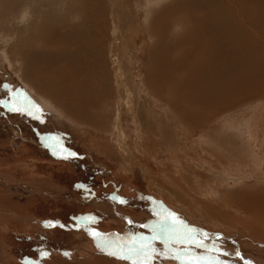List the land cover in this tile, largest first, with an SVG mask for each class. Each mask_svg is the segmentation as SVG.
Instances as JSON below:
<instances>
[{
    "label": "rangeland",
    "instance_id": "obj_1",
    "mask_svg": "<svg viewBox=\"0 0 264 264\" xmlns=\"http://www.w3.org/2000/svg\"><path fill=\"white\" fill-rule=\"evenodd\" d=\"M176 1L0 0L3 3L0 4V177L33 190L25 192L20 185L0 183V264H133V261L135 264H186L192 256L217 255L179 243L180 237L175 235L164 234L151 239L153 223L159 219L155 213L161 208L176 213L188 227L198 230L194 233L198 238L200 233H207L208 239L204 243L209 247L215 242L229 253L239 250L247 261L250 257L255 258L252 264H264V221L254 223L246 208L241 207L254 199L251 195L264 199V87L248 100L218 101L212 119L207 117L206 122L195 129L181 118L176 120L173 109L167 104L169 98L162 96L159 100L150 92L153 80L159 78L154 72L158 67L149 63L157 44L150 32L153 22L168 11L170 17L165 24L170 34L164 41L168 45L162 43V47L175 46L180 40L175 41L176 35L193 32L198 12L201 14L200 40L205 44L210 40L219 47L238 41V44L243 43L234 31L236 41L222 37L228 24L224 20L221 30L214 26L213 17L218 16L214 12L209 16L205 4L209 0L190 2L189 11L184 9L174 14L169 9L175 7L172 4ZM87 3L92 5L88 8ZM211 3L215 8L216 2ZM50 5L53 11L49 9ZM48 10H51L50 15L46 14ZM239 14L236 15L238 19L232 14L233 19H246L242 11ZM177 21L184 27L180 28ZM17 22L20 26L15 24ZM243 25L240 28L246 27L250 37L256 35L252 32L256 30L253 26ZM154 28L156 31L155 24ZM42 30H47V35L54 30L47 43L39 38ZM102 36L105 37L102 40L104 51L99 54L95 47ZM189 41L183 42L188 49ZM62 42L73 46L68 45L70 49L64 54L61 53ZM76 45L80 47L77 49ZM89 49L93 50L92 54L87 53ZM26 50H30L34 58L22 53ZM41 56L45 58L41 59ZM225 56L234 57L227 53ZM37 59L45 60L47 64L42 76L33 75L34 69L30 74L25 69L28 61ZM89 63H92V72L88 69ZM98 64L101 71L106 70L109 92H103L98 86L99 76L94 73ZM63 67L64 74L67 73L70 79L65 87L60 77ZM250 77L252 74L248 79ZM167 82L158 81L162 95L164 87L169 88ZM180 85L182 88L185 84ZM180 95L187 96L183 88ZM180 95L174 94L177 96L175 101L184 109L192 108L185 99L178 100ZM28 101L41 109L37 113L39 119L28 114ZM13 104L23 111H12ZM80 104L83 112L77 110ZM208 104L206 102V107ZM144 128H148V132L151 130L149 133L153 137L157 136V140L150 137L152 143L147 145L148 149L145 148L146 135L141 131ZM160 135L171 139L161 140ZM69 152L76 155L65 159ZM78 183L87 184L94 195L85 198L84 191L75 187ZM46 189H50L52 195L40 192ZM59 192L68 197L53 195ZM96 199H100L99 206L94 203ZM120 199L127 203H120ZM258 207L255 213L262 212L264 203ZM83 215L96 217L97 222L88 227L108 238L113 245L109 251L115 250L129 259L108 255L96 246L84 229H76L73 218ZM256 215L264 217V214ZM232 218L235 221H229ZM240 220H245L248 225L241 228L242 224H234ZM48 221L56 222L57 226L45 227ZM59 224L67 227L61 228ZM140 236L148 239L137 240L133 246L132 239ZM218 236L223 239H217ZM141 243L147 247L137 254L135 249ZM41 251H47L49 255L41 257ZM66 252L69 255H64ZM220 259L228 264H244L234 254L220 256Z\"/></svg>",
    "mask_w": 264,
    "mask_h": 264
},
{
    "label": "bare ground",
    "instance_id": "obj_2",
    "mask_svg": "<svg viewBox=\"0 0 264 264\" xmlns=\"http://www.w3.org/2000/svg\"><path fill=\"white\" fill-rule=\"evenodd\" d=\"M60 1V0H59ZM69 1H72V0H69ZM198 1V0H197ZM201 1V0H200ZM199 1V2H200ZM211 1L213 2H216V6L215 8L212 7V3ZM209 0L206 4V7L208 8V13H209V16L212 14V12H214L218 17L215 16V18L213 17V19L215 20V24L214 26H219L220 27V30H221V27L223 26L224 24V20H226L227 24H228V29H225L226 31L224 32L225 34L222 36L224 38V36H228L230 39H233L234 41H236V38L233 36L232 32L234 31L235 32V36H236V33L238 34V37L240 36V38H242L243 40H240L243 42V43H240L238 44L240 41L238 42H234L232 44H228V46L226 45H221L220 47L217 46L215 43L211 42L210 41H206V44L200 40V37L202 35V31L200 29V17H201V14L200 12H198V15L196 16V18L194 19V30L193 32H190L189 33H186L182 36H177L176 35V40L177 41L178 39V44L176 43L175 46H170V47H165L163 46H160L162 43L163 44H166L164 43V41L166 40L167 38V35L170 34L169 33V30L167 29V25L165 24L167 18L170 17L168 11H165L164 14H160V16L158 17V19H156L154 22H153V27H151L152 31L150 30V32L152 33L154 39H155V42H157V44L155 45V48H153V51L151 53V56H150V62L151 65L152 63L154 65L152 66H155V67H158L157 69L155 68L156 71V74L159 75V78H155L154 81V85L151 86V89H150V92L155 95L157 98L162 99V96H163V99H164V96L166 98H169L167 104L171 107V111H173V117L176 119V120H179V118L183 119L187 125L191 126L192 128H197L198 125L206 122V118L209 117L208 119H210L212 116H214L213 114L216 113V110H217V107H216V103L218 101H223L225 99H229L230 98V101L233 102V100H241L243 99V101L245 99L248 100V98L250 99V97H253V96H256V93L257 92H262V88L264 87V0ZM6 2V1H5ZM4 2V3H5ZM14 2V1H13ZM97 2V1H96ZM190 2H196V0H177L175 3H173L172 5H174L175 7L173 9H169L170 11H172V13L174 14H179L180 12H182L184 9L188 10L189 11V6L188 4ZM2 3V2H1ZM0 3V4H1ZM7 3V2H6ZM10 3V2H9ZM14 3H17V2H14ZM12 3V4H14ZM3 4V3H2ZM1 4V5H2ZM43 4V3H42ZM41 4V5H42ZM72 4V3H70ZM69 4V6H70ZM83 4V3H82ZM94 4V3H93ZM201 4V3H200ZM7 5V4H6ZM16 5V4H15ZM20 5V3H19ZM49 5V4H48ZM47 5V6H48ZM87 7L89 8L90 5L92 4H89L87 3L86 4ZM4 7L7 8V6H5V4L3 5ZM9 6V5H8ZM18 6V5H17ZM29 6V5H28ZM45 6V5H43ZM42 6V7H43ZM46 6V7H47ZM95 6V5H94ZM2 7V6H1ZM11 7V6H9ZM14 8L16 6H13ZM20 7V6H19ZM17 7V8H19ZM22 7V6H21ZM46 7H45V10H46ZM71 7V6H70ZM73 8H75V6L72 5ZM204 7V6H202ZM12 8V9H14ZM69 8V7H67ZM93 8V7H92ZM206 8V9H207ZM4 9V8H3ZM48 9V7H47ZM51 9V5H50V8ZM71 9V8H70ZM85 9V8H84ZM102 9V8H101ZM9 10V9H8ZM11 10V9H10ZM16 10V9H15ZM23 10V9H22ZM42 10V9H41ZM53 11V9H51ZM51 10H48L47 11V15L51 13ZM66 10V9H65ZM64 10V11H65ZM74 10V9H73ZM94 10V9H93ZM186 10V11H187ZM30 11L27 10V12ZM50 11V13H48ZM57 11V10H56ZM54 11V12H56ZM78 11V10H77ZM88 11L91 12V10L89 9ZM203 11V10H202ZM242 11V15H244V17L246 19H240V21L238 20H234L233 17H232V14H235V17L238 19V16L236 15H240L239 13ZM12 13V11H10ZM18 12V11H17ZM16 12V13H17ZM23 11H19V13H22ZM35 9H34V13H35ZM89 12V13H90ZM239 12V13H238ZM31 13V12H30ZM57 13V12H56ZM55 13V14H56ZM73 13V12H72ZM75 13V12H74ZM162 13V12H161ZM206 13V12H204ZM6 14H10V13H6ZM13 14V13H12ZM28 14V13H27ZM32 14V13H31ZM37 14V12H36ZM39 14H42L39 13ZM58 14V13H57ZM77 14V13H76ZM82 14V13H81ZM86 14V13H85ZM187 14V13H186ZM2 15V13H0V16ZM4 15V14H3ZM14 15V14H13ZM17 15V14H15ZM14 15V16H15ZM25 16V14H23ZM29 15V14H28ZM84 15V14H83ZM172 15V14H171ZM205 15V14H204ZM10 16V15H9ZM12 16V15H11ZM14 16H13V19H14ZM42 16V15H41ZM54 16V14H53ZM58 16H61V15H58ZM80 16V15H79ZM214 16V15H213ZM27 17V15H26ZM30 17V16H29ZM39 17V16H38ZM74 17V16H73ZM72 17V18H73ZM76 17V16H75ZM81 17V16H80ZM154 17V16H153ZM172 17V16H171ZM175 17V16H174ZM2 18V16L0 17ZM4 18V17H3ZM16 18H20V16H16ZM22 18V17H21ZM25 18V17H24ZM23 18V19H24ZM78 18V17H77ZM83 18V17H81ZM240 18V17H239ZM22 19V20H23ZM26 19V18H25ZM28 19V18H27ZM30 19V18H29ZM213 19H210V20H213ZM12 18L9 20L11 22ZM18 20V19H17ZM32 20V19H31ZM42 20V19H41ZM84 20V19H82ZM193 20V19H192ZM19 21V20H18ZM21 21V20H20ZM51 21V20H50ZM187 21V20H186ZM191 21V20H190ZM1 22V21H0ZM13 22V21H12ZM174 24L175 22L172 21ZM179 21H177V25L179 24L178 23ZM189 22V21H188ZM19 23H22V22H19ZM27 23V22H26ZM45 23V22H44ZM213 23V22H212ZM243 23H246V24H250L251 26H253L256 30H258L259 32H257L255 29V31H252L253 33H255L256 35H251V37L248 35L249 34V30L246 28V27H243V29L240 28V26L243 25ZM18 26H20L17 23ZM72 24V23H71ZM80 24V23H78ZM150 24V23H149ZM148 24V25H149ZM154 24L156 25V31H155V28H154ZM171 27H173V25ZM5 25V24H4ZM75 25H77V23H75ZM151 25V24H150ZM176 25V24H175ZM186 25V24H185ZM226 25V24H225ZM18 26H14L16 28H18ZM96 26V25H95ZM179 26V25H178ZM244 26V25H243ZM1 27V26H0ZM13 27V28H14ZM27 27V26H26ZM75 27V26H74ZM80 27V25H79ZM180 28L184 27V26H179ZM68 27H66V30H67ZM176 28V27H175ZM174 28V30H176ZM186 28V27H185ZM184 28L183 31H185L186 29ZM43 29V28H42ZM74 29V28H73ZM76 29V28H75ZM233 29V30H231ZM24 30V29H23ZM90 30V29H89ZM173 30V31H174ZM182 30V29H181ZM180 30V31H181ZM18 31V29H17ZM71 31V30H70ZM73 31V30H72ZM177 31V30H176ZM175 31V32H176ZM26 32V31H25ZM63 32V31H62ZM66 32V31H64ZM76 32V31H75ZM149 32V33H150ZM172 32V31H170ZM15 33V32H14ZM13 33V34H14ZM18 33H21V31H19ZM77 33V32H76ZM89 33V32H88ZM180 33V32H179ZM221 33V32H219ZM24 34V32H23ZM27 34V32L25 33ZM60 34V33H59ZM70 34V33H68ZM95 34V33H94ZM182 34V32H181ZM216 34V33H215ZM54 35V30H51V33L48 32V35H47V30H42L41 31V34H40V37L43 42L47 43L49 40H50V36H53ZM64 35V34H63ZM73 35V33H72ZM100 35V34H99ZM220 35V34H219ZM222 35V34H221ZM37 36V35H36ZM65 36V35H64ZM71 36V35H69ZM68 36V37H69ZM172 36V35H171ZM45 37H47L45 39ZM67 37V36H66ZM74 37V35H73ZM160 37V38H159ZM175 37V36H174ZM227 37V38H228ZM238 37H237V40H238ZM34 38V37H32ZM75 38V37H74ZM80 38V37H79ZM170 38V37H169ZM199 38V39H198ZM203 38V37H202ZM250 39V41H244L246 39ZM64 39V38H63ZM67 39V38H66ZM72 39V37L70 38ZM168 39V38H167ZM173 39V38H172ZM195 39L197 41H195ZM36 40V39H35ZM78 40V39H77ZM81 40V38H80ZM79 40V41H80ZM102 40H105V37L102 36L101 39L99 37V40L97 41V46L95 47V52L96 53H99V54H102L103 53V46H104V43L102 42ZM171 40V39H170ZM189 40H192V41H189ZM223 40V39H222ZM16 41V40H15ZM41 41V40H40ZM71 41V40H70ZM73 41V40H72ZM83 41V40H82ZM100 41V42H99ZM184 41H189L188 42V45L190 46V48H186L184 47V44L183 42ZM51 42V41H50ZM49 42V43H50ZM67 43V41H65ZM89 42V40H88ZM36 43V42H35ZM54 43V42H53ZM60 43V42H59ZM64 42H62L61 44H63ZM83 43V42H82ZM90 43V42H89ZM94 43H96L94 41ZM231 43V42H230ZM37 44V43H36ZM55 44V43H54ZM74 44V43H73ZM81 44V43H79ZM162 44V45H163ZM172 44V42H171ZM226 44V43H225ZM45 45V44H44ZM47 45V44H46ZM56 45H57V42H56ZM64 45V44H63ZM69 46L72 44H68ZM68 45H64L62 48H61V53H67L69 51V46ZM82 45V44H81ZM168 45V44H166ZM220 45V44H219ZM36 46V45H35ZM78 45H76V48H77ZM19 47V46H17ZM30 47V46H29ZM43 47V46H42ZM48 47V46H46ZM56 47V46H55ZM80 47V46H79ZM78 47V48H79ZM82 47V46H81ZM93 47V46H92ZM152 47V46H151ZM238 47V52L235 48ZM50 48V47H49ZM54 48V47H53ZM77 48V49H78ZM85 48V44H83V49ZM25 49V48H24ZM40 49V48H38ZM74 49V48H73ZM76 49V50H77ZM23 50V49H21ZM43 50V49H42ZM48 50V49H47ZM57 50V49H56ZM87 50V49H86ZM8 51V50H7ZM10 51V50H9ZM13 51V49H12ZM71 51H73L71 49ZM75 51V49H74ZM81 51V50H79ZM223 51V53H222ZM21 52V51H20ZM39 52V51H38ZM87 52V51H86ZM106 52V51H105ZM234 52V53H233ZM10 53V52H9ZM22 53H26V56H30V57H33L32 56V52L29 50V51H23ZM44 53V52H43ZM70 53V52H69ZM72 53V52H71ZM85 53V51H84ZM88 54H92L93 53V50L92 49H89ZM227 53V55L231 54V55H234L233 58H230V57H227L225 56ZM45 54V53H44ZM220 54H225V55H222L220 56ZM22 55V54H20ZM95 55V54H94ZM25 56V57H26ZM64 56V55H63ZM67 56V55H66ZM86 56V55H85ZM190 56V58L188 57ZM26 57V58H27ZM28 57V58H30ZM39 57V56H38ZM42 57V56H41ZM87 57V56H86ZM91 57V56H90ZM93 57V56H92ZM96 57V56H95ZM102 57V56H101ZM105 57V56H104ZM103 57V58H104ZM232 57V56H231ZM34 58V57H33ZM45 58V57H44ZM43 57L41 59H44ZM64 58V57H63ZM89 58V57H87ZM98 58V57H96ZM71 59V58H70ZM95 59V58H94ZM93 59V60H94ZM192 59V61H190ZM47 60V59H46ZM81 60V59H80ZM88 61V59H86ZM90 60V59H89ZM100 60V59H98ZM238 60V61H237ZM74 61V60H73ZM79 61V60H78ZM85 61V63L87 62ZM101 61V60H100ZM105 62V60H103ZM34 62V63H33ZM92 62V61H90ZM102 62V61H101ZM94 63V62H93ZM161 63H164L165 66H161ZM238 63L242 64L241 66L238 65ZM67 64V63H66ZM88 64V62H87ZM46 62L45 60H41L39 61L38 59L37 60H30L28 61V64L25 65V69L26 71L30 74L33 69H34V73H32L33 75L34 74H40L42 76L43 74V70H45V66H46ZM53 65V64H52ZM107 66V65H106ZM104 66V67H106ZM232 66V67H231ZM47 67V66H46ZM94 67V66H93ZM102 67V66H101ZM159 67H165L166 69H160ZM256 67L259 68V72L257 70H254ZM81 68V67H79ZM78 68V69H79ZM88 68V67H87ZM95 68V67H94ZM58 69H60L58 67ZM64 67L61 68V72H60V77H61V83H62V80H63V87H65L64 85H67L68 84V79L67 78V73L64 74ZM85 69V68H84ZM91 72H92V63H89V68H88ZM106 69V68H105ZM153 69V68H152ZM183 69H186L187 72H185V70ZM81 70V69H80ZM189 70L191 71H197L199 73H193L191 74L189 72ZM74 71V70H73ZM72 71V72H73ZM79 71V70H78ZM88 71V70H87ZM86 71V72H87ZM153 71V70H152ZM152 71L150 73H152ZM230 71V72H229ZM233 71V72H232ZM69 72V71H68ZM84 72V71H83ZM90 72V73H91ZM96 72L98 73L97 75L99 76V82H98V86L100 89L103 90V92L107 91L109 92L108 90V76H107V73H106V70L104 71H101L100 70V65L98 64L96 69H94V73L96 74ZM153 72V74H154ZM232 72V73H231ZM234 72H236V75L238 77H236L235 74H233ZM25 73V72H24ZM89 73V72H88ZM93 73V74H94ZM149 73V74H150ZM71 74V73H70ZM94 74V75H95ZM155 74V76H156ZM245 74V75H243ZM250 74H252V77H250L251 79H248V76H250ZM83 75V74H82ZM96 75V77H97ZM23 76V75H22ZM25 76V75H24ZM154 76V77H155ZM247 76V77H246ZM157 77V76H156ZM32 78V77H31ZM95 78V77H94ZM151 78V77H150ZM153 78V77H152ZM248 79V80H245L243 81V79ZM84 79V78H83ZM96 79V78H95ZM94 79V80H95ZM149 79V77H148ZM70 80V79H69ZM161 80V83L163 82H166V81H169L167 82L168 85H169V88L166 89L164 87V90H165V93L164 95H162V91L159 90V88L157 87L158 84V81ZM33 81V79L31 80ZM36 81V80H35ZM38 81V80H37ZM39 82V81H38ZM77 82V81H76ZM180 82V84H185L182 86L183 88V93L186 91V94L187 96H181L180 95V89L181 88V85L178 83ZM72 84V82H70ZM193 83V84H192ZM37 84V83H36ZM77 84V83H76ZM152 84V82H151ZM156 85V86H155ZM164 85V84H163ZM42 87V86H40ZM74 87V86H73ZM96 88V87H95ZM163 88V87H162ZM62 89V88H61ZM97 89V88H96ZM186 89V90H185ZM69 91V89H68ZM99 91V90H98ZM60 92V91H59ZM172 92V93H171ZM62 93V92H61ZM99 93V92H98ZM206 93L208 94V96L206 95ZM78 94V93H77ZM174 94H176L177 96L180 95L181 97L178 98L179 99H185L186 102L192 106V108H188V109H184L182 108L177 101H175L176 97L177 96H174ZM93 95V93H92ZM259 95V93H258ZM206 97H208V99H206ZM63 98V97H62ZM79 98V97H78ZM82 98V97H81ZM80 98V99H81ZM64 99H65V96H64ZM80 99H79V102H80ZM84 100V99H83ZM101 100V99H100ZM177 100V99H176ZM64 101V100H63ZM62 101V102H63ZM69 102V101H68ZM73 102V101H72ZM72 102H69L72 104ZM78 102V101H77ZM206 102L209 103L208 106L206 107ZM241 102V101H239ZM238 102V103H239ZM68 104V103H66ZM86 104V102H85ZM92 104V103H91ZM94 104V103H93ZM232 104V103H230ZM236 104V102H235ZM97 104H95L94 108L96 107ZM72 106V105H71ZM82 105L80 104L79 106H77V110L78 108L80 109V112L82 111ZM93 107V105H92ZM86 108V107H85ZM195 108V109H194ZM193 109V111H192ZM89 110V109H88ZM191 110V112H190ZM92 111V109H91ZM83 112V111H82ZM170 112V110H169ZM190 112V113H189ZM85 113V112H84ZM151 115V114H150ZM203 115H206L203 116ZM140 116V113L138 115V118ZM212 119V118H211ZM210 119V120H211ZM154 120V119H153ZM162 120V119H161ZM180 121V120H179ZM183 121V122H184ZM169 122V121H168ZM167 122V123H168ZM181 124V122H180ZM184 124V123H182ZM168 125V124H167ZM174 125V124H173ZM158 126V124L156 125ZM152 127L150 126V129ZM199 128V127H198ZM145 129V128H144ZM155 129V128H154ZM186 130V129H185ZM143 132V135H146L145 137V148H147V145H151V141H150V137H152L153 139H156L157 140V136L155 138V136L153 137L152 135H150V131L148 132V128L145 129V130H141ZM164 131H166L164 129ZM164 131H163V134H164ZM161 130H159V132H157V135L158 133H160ZM169 133V132H168ZM161 140L165 139L167 141H169L171 138L169 136H166L165 138L160 135L159 136ZM170 138V139H169ZM149 139V143L147 142V140ZM159 139V140H160ZM160 140V141H161ZM148 149V148H147ZM5 184L6 182L9 183L10 185H20L24 190L25 192L26 191H33L32 189H29L28 187H26L25 185H22V184H14L13 180L11 179H8V178H5V177H0V183L2 184ZM176 185V184H174ZM28 186V185H27ZM14 187V186H13ZM30 187V186H29ZM33 187V186H32ZM36 187V186H35ZM34 187V188H35ZM13 189H16V188H13ZM40 190V189H39ZM51 190L50 189H46L45 192H42L40 191L41 193L43 194H51L50 192ZM66 193V192H64ZM52 195V194H51ZM54 196L56 197H68V194H63L62 192H59V193H55L53 194ZM183 195V194H182ZM257 195V194H256ZM176 196L178 197L179 195L176 194ZM252 198L254 197V199H249V204L248 202H246L245 204H242L241 207L243 208H246L245 210L247 212L250 213V218H252L254 221V223H260V222H263L264 221V217L260 216V215H256V214H264L263 210L264 208L261 209V213H255V212H258V209L260 207H258V205L260 203H264V199L261 200V199H258V196H254V195H251ZM58 199V198H57ZM181 199V197H180ZM184 199V198H183ZM186 199V198H185ZM99 200L95 201L94 203L99 206L98 204ZM260 202V203H259ZM259 203V204H258ZM103 204V203H101ZM262 205V204H261ZM190 210V209H189ZM224 213V212H223ZM255 213V214H254ZM228 214V213H227ZM222 215V214H221ZM231 215V214H230ZM220 216V215H219ZM218 216V217H219ZM224 216V215H222ZM239 217V216H238ZM125 218V217H124ZM256 218V219H255ZM228 219V218H227ZM251 219V220H252ZM234 219L232 218V220H229V221H233ZM250 220V221H251ZM228 221V223H229ZM235 221V220H234ZM223 222V221H222ZM225 222V221H224ZM223 222V223H224ZM241 222V223H240ZM251 223V222H250ZM234 224H238L237 226H241V228H244L245 226L248 225V222H246L245 220L244 221H236ZM260 226V224H258ZM251 226H255V225H252ZM257 227V226H255ZM254 227V228H255ZM259 234V233H257ZM256 234V235H257ZM198 235V234H197ZM215 237V236H214ZM213 237V238H214ZM213 240V239H211ZM222 240V239H221ZM261 240V239H260ZM210 242V241H209ZM228 242H226L227 244ZM222 245V244H221ZM224 245V244H223ZM228 246V245H226ZM236 247V246H235ZM228 249V248H227ZM232 249H234L232 247ZM236 249V248H235ZM246 250V249H245ZM250 250V249H249ZM244 251V250H243ZM234 252V251H233ZM247 252V251H246ZM244 257V256H243ZM250 261H255L256 259L253 258V257H250L249 258ZM103 261H107V258H103Z\"/></svg>",
    "mask_w": 264,
    "mask_h": 264
},
{
    "label": "snow or ice",
    "instance_id": "obj_3",
    "mask_svg": "<svg viewBox=\"0 0 264 264\" xmlns=\"http://www.w3.org/2000/svg\"><path fill=\"white\" fill-rule=\"evenodd\" d=\"M26 107L28 109V114L33 116L35 119H39V115L37 113L41 112V109L39 106L34 105L31 101H28L26 104ZM12 111H23V109L19 108L15 104L12 105ZM55 139V138H52ZM58 144L59 141H56ZM76 154L69 152L66 156H64L65 159H68L69 157H74ZM77 189H82L84 193L86 194L85 198H89L90 196L94 195V193L91 192L90 187L87 184L84 183H78L75 185ZM115 198V197H113ZM120 203H127V201L120 199ZM159 219L156 220L153 223V232L154 235L151 237V239L155 240L157 239L160 235L164 234H169V236H179L180 239L178 240L179 243L183 244H188V245H194L196 248H201L205 249L207 252H215L217 255L213 256H192L190 257L187 261L186 264H228L227 261L221 260L220 256H229V255H235L236 257L240 258L241 260L244 261V264H252L251 261H247L244 259V257L241 256V253L239 250H236L234 253H229L219 246L216 245L215 242H213V245L209 247L204 243L205 240L208 239V234L207 233H200L199 238L196 233L198 230L193 229L188 227L185 222L180 219L176 213L167 211L163 208H161L159 211H156L155 213ZM76 223H75V228L76 229H84L87 234L95 241L96 246L101 250L107 252L108 255L110 256H115L119 259H129V257L120 255L119 252L112 250L109 251L113 247L112 243L108 240V238L102 234L97 232L94 228L88 227L90 224H95L97 222V219L95 216L92 215H83L79 217H74L73 218ZM129 223H132L129 221ZM57 223L53 221H48L45 222V227L52 228L56 227ZM59 227L64 228L67 227L66 225L59 224ZM144 227H147V225H144ZM182 230V231H181ZM148 239L147 237H134L131 241L133 246H135L137 240L144 241ZM217 239H223V237L218 236ZM146 245L143 243L140 244L139 248H136L135 251L137 254L143 253L146 249ZM185 252L190 251L189 249H184ZM41 257H46L48 256L47 251H41L40 252ZM64 255H69V253H64ZM150 257H146L148 259ZM179 258V257H177ZM133 264H135V261H133Z\"/></svg>",
    "mask_w": 264,
    "mask_h": 264
},
{
    "label": "flooded vegetation",
    "instance_id": "obj_4",
    "mask_svg": "<svg viewBox=\"0 0 264 264\" xmlns=\"http://www.w3.org/2000/svg\"><path fill=\"white\" fill-rule=\"evenodd\" d=\"M97 200V199H96ZM100 200V199H99ZM97 208V207H96ZM124 217V216H123Z\"/></svg>",
    "mask_w": 264,
    "mask_h": 264
}]
</instances>
